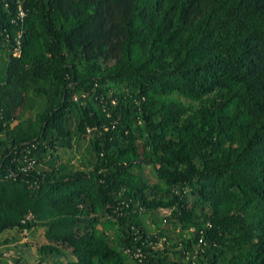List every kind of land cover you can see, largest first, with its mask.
<instances>
[{"label":"trees","instance_id":"16d2710c","mask_svg":"<svg viewBox=\"0 0 264 264\" xmlns=\"http://www.w3.org/2000/svg\"><path fill=\"white\" fill-rule=\"evenodd\" d=\"M0 50V232L43 227L34 264L200 236L196 264H264V0H0Z\"/></svg>","mask_w":264,"mask_h":264},{"label":"rangeland","instance_id":"374dc122","mask_svg":"<svg viewBox=\"0 0 264 264\" xmlns=\"http://www.w3.org/2000/svg\"><path fill=\"white\" fill-rule=\"evenodd\" d=\"M4 61L5 55L0 50V77ZM43 101V98H34V102L26 114L30 116L32 111L41 107ZM58 156H60L58 161H70L74 166H82L84 162L89 160L87 140H83L78 146L74 144L72 148H59ZM145 173L151 182L155 180L150 167L145 168ZM163 213V209L158 212L160 216ZM46 242L44 228L40 226L22 232L16 229L5 230L0 232V259L8 260V262L9 260L19 259L20 264H34L37 257V247ZM71 258L73 256L68 250H65V255L61 257L62 260Z\"/></svg>","mask_w":264,"mask_h":264},{"label":"built area","instance_id":"2783aa9c","mask_svg":"<svg viewBox=\"0 0 264 264\" xmlns=\"http://www.w3.org/2000/svg\"><path fill=\"white\" fill-rule=\"evenodd\" d=\"M24 16V11L23 9L19 6L18 7V19L22 20V17ZM16 55L19 54V52L16 50L15 52ZM35 163V159L33 157H30L29 159H27L26 161V165L21 167L22 171H26L28 169H32L33 165ZM14 172H10L8 175H13ZM34 184L31 185V187L33 188ZM27 218H29V215L26 216ZM165 222V219H164ZM181 228L178 226L176 228V232H180ZM195 231V227H190L186 230H184V234L182 236V238H189L190 234L193 233ZM166 241L168 243V240L166 239L165 236H162L158 241H156L153 246L158 248V249H162L163 246V242ZM151 244V243H150ZM181 244H179L178 246H176V249H180L181 250ZM133 257L136 258L138 260V262H141L142 260V252L137 249L133 254ZM207 255V249H206V243L203 239L202 236L198 237L197 242L192 244L189 248L183 249L181 251V254L178 255H171L172 259L179 262L180 264H196L199 260L201 259H205ZM8 262V260H7ZM8 264H12V260L8 262Z\"/></svg>","mask_w":264,"mask_h":264}]
</instances>
